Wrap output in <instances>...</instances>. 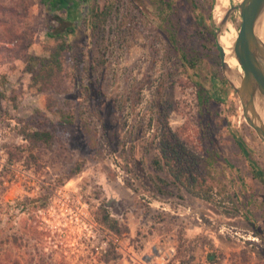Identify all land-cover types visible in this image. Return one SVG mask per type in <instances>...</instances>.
<instances>
[{
	"label": "rangeland",
	"instance_id": "rangeland-1",
	"mask_svg": "<svg viewBox=\"0 0 264 264\" xmlns=\"http://www.w3.org/2000/svg\"><path fill=\"white\" fill-rule=\"evenodd\" d=\"M216 5L88 0L62 73L44 86L28 61L51 56L48 27L66 12L0 0V264H264V178L253 170L264 172V143L224 75ZM93 9L107 13L98 30ZM241 23L236 11L224 33ZM22 125L68 137L33 147ZM165 143L182 149L173 164L185 186Z\"/></svg>",
	"mask_w": 264,
	"mask_h": 264
},
{
	"label": "trees",
	"instance_id": "trees-1",
	"mask_svg": "<svg viewBox=\"0 0 264 264\" xmlns=\"http://www.w3.org/2000/svg\"><path fill=\"white\" fill-rule=\"evenodd\" d=\"M88 0H42V3L50 12L65 11L66 17L55 16L54 19L57 21L58 26H49L47 35L54 39L57 44L51 53L49 58H43L38 56H31L28 61V70L34 75V81L43 83L44 86L52 84L53 79L62 73L64 69L65 53L70 49L68 38L73 36L77 32V22L81 18V6L83 3H87ZM106 12H99L95 9L92 10V18H90V26L92 29H100L102 17L106 16ZM168 38L173 46L178 44V35L174 32L168 34ZM36 67H38L36 69ZM223 83L227 84L225 80ZM61 122L64 125H70L73 123V117L67 115H60ZM18 133L26 140L31 146L39 148H52L57 140L67 138L68 134L65 131L53 130L49 131L46 129H29L27 125H22L18 128ZM179 146H175L171 143H165L162 149V159L164 160L165 166L170 169L171 174L174 176L176 183L181 186H185L183 181V174L177 172L174 168L173 162L182 160V152ZM156 163L160 165V162ZM254 168V167H253ZM257 177L264 178V172L256 170ZM81 171V165H76L72 169V174H77ZM187 187V186H186ZM188 191L196 197H200L206 200H210L211 196L201 195L195 192L193 189L187 187ZM102 222L114 233L120 232V226L118 221L111 217L109 212L104 214ZM213 261V256H209Z\"/></svg>",
	"mask_w": 264,
	"mask_h": 264
},
{
	"label": "water",
	"instance_id": "water-1",
	"mask_svg": "<svg viewBox=\"0 0 264 264\" xmlns=\"http://www.w3.org/2000/svg\"><path fill=\"white\" fill-rule=\"evenodd\" d=\"M236 11H239L242 23L234 43L233 56L243 69L242 74L236 72L226 61L225 50L219 43L220 37L223 36L226 26ZM263 18L264 0H243L226 11L215 34L224 75L241 100L247 123L264 143V124L260 120L256 105L258 100L264 104V42L258 33ZM231 76L238 78L240 81L238 86L230 79Z\"/></svg>",
	"mask_w": 264,
	"mask_h": 264
},
{
	"label": "bare ground",
	"instance_id": "bare-ground-1",
	"mask_svg": "<svg viewBox=\"0 0 264 264\" xmlns=\"http://www.w3.org/2000/svg\"><path fill=\"white\" fill-rule=\"evenodd\" d=\"M229 1L230 0H217V5H216L217 21H221V19L223 18V14H224L223 11L227 8ZM260 30L261 28L260 29L258 28V33L264 42V34H262ZM233 34L236 36H234ZM236 37H237L236 31L233 28H229V30L223 33V36L220 37L219 43L225 50L226 61L229 63V65L232 68L239 69L240 72H243V69L240 67L238 61L233 56V47L236 41ZM230 79L234 82L236 86L239 85L240 81L236 76H231ZM256 105H257L258 113L260 115V120L264 124V104L258 100Z\"/></svg>",
	"mask_w": 264,
	"mask_h": 264
},
{
	"label": "crops",
	"instance_id": "crops-1",
	"mask_svg": "<svg viewBox=\"0 0 264 264\" xmlns=\"http://www.w3.org/2000/svg\"><path fill=\"white\" fill-rule=\"evenodd\" d=\"M208 260H211L210 257H208Z\"/></svg>",
	"mask_w": 264,
	"mask_h": 264
}]
</instances>
